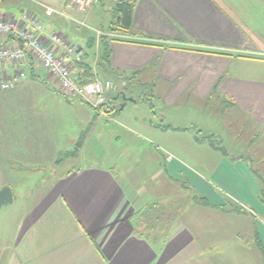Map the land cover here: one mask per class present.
I'll return each instance as SVG.
<instances>
[{
    "label": "crops",
    "instance_id": "1",
    "mask_svg": "<svg viewBox=\"0 0 264 264\" xmlns=\"http://www.w3.org/2000/svg\"><path fill=\"white\" fill-rule=\"evenodd\" d=\"M70 1L19 0L22 10L8 13L6 5L14 7L16 0H3L0 14L16 20L23 12L34 14L44 27L40 36L48 43L51 33L69 39L66 24L76 23L81 13L69 10V17L48 20L43 6L59 10ZM118 1L95 0L88 15L92 20L103 14L107 21L108 31L100 32L107 36L111 48V72L106 74L97 66L103 36L90 29L85 36L88 45L93 40L89 34L95 36L97 53L89 60L78 40L72 42L84 54L73 75L84 81H113L117 90L107 96L113 98L112 108L124 90L126 98L135 101L127 102L124 109L129 104L138 107L141 90L154 97L163 94L165 106L178 112L163 110L158 115L154 109L152 119L159 116L164 122H142L140 128L154 145L155 139L160 140L169 154L166 167H157V177L166 175L174 183H187L189 187H183L192 193L191 207H179L169 217L164 212L163 218L148 228V200L139 207L144 190L139 193L131 168H124L126 156L88 151L97 131H111L109 126L96 123L95 111L85 102L68 99L57 81L36 63H22L19 66L27 78L0 91V191L10 188L13 193L12 204L0 208V264H252V249H221L218 221L233 215L228 213V200L251 215L255 231L248 229L254 232V243L264 256V203L260 199L264 172L256 162L264 163V152L257 149L264 137V0H137L132 28L126 34L110 30L111 11ZM97 2H104L107 11L102 13ZM6 44L19 46L17 41L0 37V47ZM14 69L6 64L0 74ZM133 75L131 84L117 78ZM182 99L186 103L197 99L200 105L221 101L222 106L248 119L256 128V133L249 135L254 144L247 155L250 164L226 163L224 167L208 160L205 168L200 163L205 152L217 157L220 153L204 145L207 136H197L191 141L194 153L187 150L188 154L184 143L181 155L199 160L196 165L204 168L205 174L207 171L206 180L191 163L167 150L171 140L191 138L188 130L195 123L186 115L185 106L179 107ZM110 116L114 122V113ZM149 117L144 120L150 121ZM197 124L202 134H218L216 127L205 130ZM89 127L83 165L65 167L71 159L57 165ZM131 129L126 134H135ZM113 136L122 137L118 133ZM126 155L129 158L132 152L128 150ZM147 156L155 158L156 151L149 150ZM50 168L53 176L39 182ZM164 209L160 208L161 212Z\"/></svg>",
    "mask_w": 264,
    "mask_h": 264
},
{
    "label": "rangeland",
    "instance_id": "2",
    "mask_svg": "<svg viewBox=\"0 0 264 264\" xmlns=\"http://www.w3.org/2000/svg\"><path fill=\"white\" fill-rule=\"evenodd\" d=\"M14 4H16L15 6L13 5L14 7L6 5L8 8V13H19V11L22 10V7L18 5L19 0H16ZM96 7L101 9L102 13H104V11H107L108 9L107 6H104V2H97ZM79 15L80 16L76 19L78 21L85 22L87 27H83L78 30L76 29V23H74L73 21L67 22L66 25L70 30L67 34L69 35V39L71 42L74 43L78 40V44L81 46V48H83L84 51L86 50V52L88 53L87 58L91 60L95 57V54L97 53L95 36L89 34V37H93V40H91V43H89L88 45L87 37L85 36V31L92 30V32H94L96 35L97 31H102L104 34H106V32L108 31L107 21L105 22V20H103V14L96 15L95 19L90 20L88 16L89 10H87L86 12H81V14ZM69 16L70 14L68 13V17ZM47 19L53 20L55 19V17ZM80 80L82 79L79 78L78 81ZM138 95L143 100V103H141V100L138 107L134 106V104H129L128 108L126 107L127 109H124L123 111H116L114 114V122H112V116L106 118H96V123L102 122V126L108 125L111 131H108V129L100 128L97 131L94 139L91 141L90 148L88 151L89 153L96 152L98 154L100 152H103V155L108 157H112L113 154L118 155L119 153L123 157L126 156L123 159V162L125 164L124 168H131V179L135 188L137 190H140L139 193L141 194L142 190H144L143 198L139 202V207L143 205L144 200H148V205L145 206L148 211L147 215L149 220L153 219V212H157L162 207H165V209L163 210V212H165V216L169 217L179 207H186L187 204H189V207H191L190 200L192 193L188 192L183 187H189L187 183H184L183 185L182 183H174L169 180L166 175L157 177V167H160L161 169L166 167L164 161L169 154L167 153V151H165V149H163L162 142L160 140L155 139L156 145H154L152 138H150V135H148L146 131L140 128V125L142 124V122H153L154 124H161L162 122H164L159 116L156 120L152 119L153 116L151 111H153L154 109L156 110L158 115L163 110L167 112L170 111L171 113H176L178 111L173 109L169 110L167 106H165L166 103L162 93H159L154 97L148 91L141 90L138 92ZM113 103L115 104V107H117V109L123 104V102H119L118 100L114 101ZM180 104L181 106L179 107L185 106L186 115H188L189 120H191L195 124L190 125L188 130L191 138L182 137V140L180 138L173 139L171 140L170 146L167 147V150H169L176 158H181L183 161L191 163V166L196 168L194 170L201 175L200 177L204 176V179L209 180V175L207 171L206 175L204 173L205 170H203L204 168L198 169L199 166L196 165L197 162L200 161L198 160L196 162L194 157L189 158L188 156H182L181 152L183 148L180 147L185 143L186 151L193 150L191 146V141H193L197 136L202 139L207 136L210 138H204L207 139L206 142H204V145L212 146L211 144L213 143L214 145L212 147H215V150L217 149L216 151L220 153V157L210 156L206 152L205 154L201 153L204 154L203 160L205 162L202 161L200 163L203 164L205 168H207L206 165L208 160L213 161L215 163H219L221 165L223 164L224 167H226L228 163L230 165L237 166L242 163H249L247 155L248 152H252L253 148L250 147V144L254 145L253 143H251L249 135L252 134V131L256 133V128L255 126L249 124L248 119H246L239 112L235 110H230L227 106H222L221 101H217L216 103L211 101L209 104L200 105L201 103L197 99L189 100V102L187 103L184 99H182L180 101ZM105 113L107 115L106 110ZM148 117L150 118V121H148V119L144 120V118ZM115 122L117 123V125L114 124ZM198 122H200L201 126L205 130L210 129L211 127H216L218 129V134H215L216 136H213L211 134L206 133L202 134V131L198 132ZM159 126L161 125H158V127ZM129 127L133 128L131 130H133L135 134H126ZM205 132L212 133L211 131ZM115 133L120 134L122 137L119 139H115V137L113 136ZM254 137L255 136H253V138ZM102 138L103 140H101ZM85 148L86 143L84 144L83 150H85ZM257 149L261 150V152H264L263 136L261 137V144ZM128 150L132 152V155H130L129 158L126 155V152ZM149 150L156 151L155 158L147 156ZM194 151L195 150L190 153H194ZM190 153L188 152V154ZM239 154L245 157H235ZM136 155H138L139 157H136ZM84 158L85 156H83L81 152L79 158L73 160L71 159L65 167L72 168L77 165L80 166L81 163L84 161ZM237 158L240 159L236 160ZM158 160L160 161L158 162ZM259 161L261 160L259 159L256 162L258 166H262V171L264 172V163L259 164ZM256 162L254 165L257 166ZM53 174L54 172H52L51 168L46 170L45 174L40 177L41 180L39 182L43 183L47 178L53 176ZM26 192L29 193L31 191L29 190ZM196 195L198 194L196 193ZM150 199L153 202H151ZM260 199L261 201L264 200V189L260 192ZM227 202L226 203L228 204L229 208L228 213L233 212V215L225 217L223 219L222 217L219 218L218 224L220 225V236H222L221 249H226V251H228L229 249H252V264H264L263 253L260 251V249H258L257 245L254 243V232L251 231V229H248V226L253 227V230L255 229V222L253 220V217L251 215H248L247 212L240 210V208L237 205H234L231 201L228 200ZM147 215H145V217Z\"/></svg>",
    "mask_w": 264,
    "mask_h": 264
},
{
    "label": "built area",
    "instance_id": "3",
    "mask_svg": "<svg viewBox=\"0 0 264 264\" xmlns=\"http://www.w3.org/2000/svg\"><path fill=\"white\" fill-rule=\"evenodd\" d=\"M94 1L71 0L66 7L59 10L43 6L45 17H68V11L74 9L80 13L86 12L93 6ZM2 2L3 0H0V3ZM75 22L78 29L87 27L85 22ZM43 31L42 22L34 14L23 12L18 20L0 14V37L19 43V46L6 44L0 47V68L6 64L15 67L10 74H0V91L8 90L26 79V72L19 65L33 61L57 81L68 99L77 98L98 112L99 117H108L103 105L107 102L108 93L117 90L116 84L110 80L78 81L79 78L73 75V69L84 58L82 49L57 33H51L48 43L44 42L40 36ZM97 34L104 36L100 31H97Z\"/></svg>",
    "mask_w": 264,
    "mask_h": 264
},
{
    "label": "trees",
    "instance_id": "4",
    "mask_svg": "<svg viewBox=\"0 0 264 264\" xmlns=\"http://www.w3.org/2000/svg\"><path fill=\"white\" fill-rule=\"evenodd\" d=\"M136 5H137V0H121V1H118L116 3V5L113 7V9L111 11L112 18H113L112 26L110 29L111 33L126 34V33L130 32V30L132 28L133 15H134ZM102 38H103L102 39V52L98 58L97 66L104 73L108 74L109 72H111V48L109 46V43L106 41L107 36L104 35ZM135 76L136 75H133L132 77H127V78L117 76V78H119L121 80H125L127 84L128 83L131 84L132 80L134 79L133 77H135ZM93 77H94V75L92 74L89 77L90 80H92ZM87 82H89V81H87ZM124 91H122V92L124 93ZM113 92H115V91H113ZM110 93H112V92H110ZM122 94L118 93V95H117L118 100L122 98ZM112 99H110V98L108 99V97H107V102L103 105V108L107 111L108 117H111L110 116L111 113L115 114L116 111H120V107L123 104H126L125 100L122 98L124 103L118 109H117V107L112 108L110 106V102H112L111 101ZM96 116H97V118L99 117L97 112H96ZM161 127L162 126H159V128H161ZM167 128H170V127L168 126ZM90 130H91V127H89L88 129L85 130V132H83V134L80 136V138H79V140L75 146V149L73 151L65 152L63 155H61V157L56 162L57 165L65 162L69 159L79 158V156L83 150L84 144L86 143V140H87V137H88ZM208 138H210V137H207V139ZM211 145L213 146L214 144L212 143ZM198 199H199V202L201 204H204V205L207 204L202 198H198ZM197 202H198V200H197ZM262 202L264 203V200ZM163 214H164V212H161V210H158L157 212H153V219L152 220H149L148 218L146 219L147 227L149 228L152 225H155L156 222L158 223V221L163 218Z\"/></svg>",
    "mask_w": 264,
    "mask_h": 264
},
{
    "label": "water",
    "instance_id": "5",
    "mask_svg": "<svg viewBox=\"0 0 264 264\" xmlns=\"http://www.w3.org/2000/svg\"><path fill=\"white\" fill-rule=\"evenodd\" d=\"M122 98L125 100V103L132 101L135 102L133 98L127 99L125 94H122ZM125 107V104H123L120 107V111H122ZM13 202V193L10 188H6L0 191V208H2L4 205L12 204Z\"/></svg>",
    "mask_w": 264,
    "mask_h": 264
}]
</instances>
